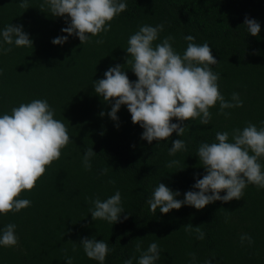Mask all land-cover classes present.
I'll return each instance as SVG.
<instances>
[{
  "label": "trees",
  "instance_id": "16d2710c",
  "mask_svg": "<svg viewBox=\"0 0 264 264\" xmlns=\"http://www.w3.org/2000/svg\"><path fill=\"white\" fill-rule=\"evenodd\" d=\"M123 2L127 10L111 21L110 31L90 36L91 43L81 44L78 37L69 36L63 45H54V38L66 35L61 29L68 26L69 18L53 17L47 9L41 12L43 0H28V9L19 7L20 0H0V32L9 24L20 25L33 41L32 47L9 46L0 36V45L12 47L7 55L0 52V116L11 114L22 103L45 99L70 137L60 159L46 168L31 191L21 193L20 198L29 199L31 206L0 214V231L15 224L18 237L17 245L0 246V264H66L67 257L72 264H99L80 245L82 239L93 237L109 245L104 264H123L130 258L138 264L136 245L146 251L153 242L160 251L155 264L209 260L211 264H264V189L248 185L241 200L217 201L201 210L185 205L168 214L157 209L154 214L147 204L159 183L178 191L179 200L186 192L197 191L193 185L205 174L197 149L201 143L216 142L217 132L227 131L231 142L233 129H243L249 122L264 126V0ZM246 17L260 24L258 36L249 34ZM144 24H163L154 44L171 35L179 54L186 50L187 35L194 36L197 44L207 42L218 62L209 67L220 76L221 94L230 101L238 93L243 106L225 109L230 113L226 118L217 115V103L209 109V124L202 125L199 118L185 121L182 136L174 132L168 140L151 144L141 139L144 130L132 123L126 106H121L117 121L111 120L112 105L95 93L93 83L116 65L123 67L130 81H137L126 64L125 50L130 35ZM100 39L104 43H95ZM177 139L185 142L186 150L170 156L169 148ZM87 148L96 154L90 171L83 165ZM173 160L179 166L168 168ZM260 163L264 170V158ZM105 168L107 174H102ZM116 191L124 209L121 222L94 221L89 198L105 200ZM125 215H130L127 220ZM189 224L201 226L203 240L183 229ZM242 234L251 236L253 243L241 244Z\"/></svg>",
  "mask_w": 264,
  "mask_h": 264
},
{
  "label": "clouds",
  "instance_id": "9594fccd",
  "mask_svg": "<svg viewBox=\"0 0 264 264\" xmlns=\"http://www.w3.org/2000/svg\"><path fill=\"white\" fill-rule=\"evenodd\" d=\"M19 7L28 9V0H20ZM45 9L53 17L69 18L65 21L68 26L61 29L66 35L54 38V45H63L69 36L78 37L84 44L92 42L90 36L110 31L111 21L127 10V4L123 0H43L40 11ZM244 25L251 36L259 35L261 28L256 20L246 17ZM163 30V24H144L128 38L126 64L131 65L137 81H130L123 67L116 65L104 73L103 79L93 83L95 93L112 105L108 113L111 120L117 121L118 111L121 106H126L132 123L139 124L144 130L141 139L149 144L166 141L174 132L182 136L186 128L182 126L185 121L199 118L202 125L209 124V109L217 103L220 108L217 115L226 118L230 113L225 109L243 106L238 93H233L230 101L221 94L218 85L220 76L209 67L218 62L207 42L197 44L194 36L187 35L184 37L186 50L179 54L172 47L174 37L171 35L154 44ZM0 36L3 44L9 46H33V41L20 25L5 26ZM95 43L102 44L104 41L100 39ZM11 51L12 47L0 45L3 54L7 55ZM2 74L3 70H0ZM54 115L55 110L47 100L35 99L13 107L11 114L0 116V214L18 213L31 206L29 199L20 198L21 193L35 187L46 168L60 159L61 150L69 144L68 128ZM173 119L179 123H173ZM215 140L213 143H201L197 149V156L205 169L203 177L193 185L197 191H188L184 199L179 200L178 191L173 192L159 183L147 200L151 212L155 214L158 209L160 213L168 214L185 205L201 210L217 201L228 203L241 200L248 185L264 189V170L260 163L264 158V126L258 128L249 122L243 129L232 130L231 142L227 131L217 132ZM185 150V142L177 139L172 141L169 155L174 156ZM94 155L92 148L85 150L83 165L86 170H91L90 160ZM179 164L178 160H173L166 166L172 168ZM107 171V168L103 169L102 174H107ZM221 192L226 194L221 196ZM89 199L93 205L89 211L94 221L103 220L111 224L121 222L124 209L121 207L119 191L105 200L98 197ZM129 216L125 215L124 220ZM183 229L189 234L196 233L199 240L204 239L205 233L201 226L193 228L189 224ZM15 230L16 225L10 223L0 231V246L17 245ZM245 241L253 243L251 236L242 234L241 244ZM80 245L90 260L104 264L110 251L108 243L93 237L82 239ZM136 251L140 252L138 264H155L160 259L159 246L155 242L146 251H141L137 244ZM192 256L195 259V255ZM66 264H72L71 257L66 258ZM123 264H133V261L130 258ZM205 264H211V261H205Z\"/></svg>",
  "mask_w": 264,
  "mask_h": 264
}]
</instances>
